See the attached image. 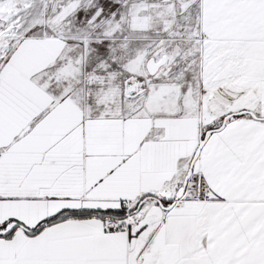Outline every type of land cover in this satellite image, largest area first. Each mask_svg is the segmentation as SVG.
I'll list each match as a JSON object with an SVG mask.
<instances>
[{
  "label": "snow or ice",
  "instance_id": "obj_1",
  "mask_svg": "<svg viewBox=\"0 0 264 264\" xmlns=\"http://www.w3.org/2000/svg\"><path fill=\"white\" fill-rule=\"evenodd\" d=\"M0 264H264V0H0Z\"/></svg>",
  "mask_w": 264,
  "mask_h": 264
}]
</instances>
